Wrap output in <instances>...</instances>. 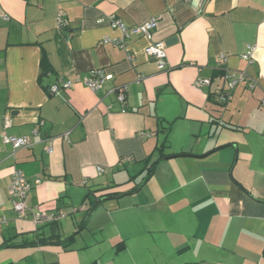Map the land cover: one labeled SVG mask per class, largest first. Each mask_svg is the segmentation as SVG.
<instances>
[{"label": "crops", "instance_id": "crops-1", "mask_svg": "<svg viewBox=\"0 0 264 264\" xmlns=\"http://www.w3.org/2000/svg\"><path fill=\"white\" fill-rule=\"evenodd\" d=\"M111 17L155 20L166 69ZM96 69L112 77L102 90L51 92ZM226 72L256 87L224 101ZM4 133L32 146L14 151ZM18 169L30 213L65 218L15 213ZM0 217V264H264V0H0Z\"/></svg>", "mask_w": 264, "mask_h": 264}, {"label": "built area", "instance_id": "built-area-1", "mask_svg": "<svg viewBox=\"0 0 264 264\" xmlns=\"http://www.w3.org/2000/svg\"><path fill=\"white\" fill-rule=\"evenodd\" d=\"M185 2H190L191 0H184ZM111 26L114 29H118L121 31L124 40L131 39L134 36H140L149 41V45L146 48V53L156 62L159 70H165L167 67V49L164 43L154 42L153 34L156 29V21L151 20L145 24L128 27L121 20L116 19L115 17L109 18ZM57 24L59 28H64L67 26V22L62 13H59L57 16ZM105 44H111L115 47H119L121 49H125V44L118 40H110L104 39ZM255 51V47L250 46L247 52L243 55V58L247 61H251L253 57V53ZM226 57L222 56L219 65L221 69H224L226 64ZM111 75L107 74L103 69H96L91 72L90 76L79 78L77 77L74 80H61L58 84L51 87L52 93H58L61 89H68L73 86L75 82L82 83L87 86L94 92H98L103 89L105 83L110 80ZM225 81L229 88V92H226L222 95V99L224 101H229L232 99L231 91L234 90L238 85L243 82H247L249 88L254 89L256 84L252 81V79L244 72L239 73H228L225 74ZM211 81L209 79L206 80H198L195 85L197 87H202L204 85H210ZM118 100L121 103L126 102V88H121L118 92ZM12 123L10 119L6 118L4 121V129L7 130L11 127ZM43 125V123H41ZM33 137H38L41 140H47V134L41 131L40 128H35L31 132ZM3 143L12 147L14 151L28 148L32 146V141L30 137L22 136H11L7 133L3 134ZM49 153H53V149L50 147L48 149ZM100 171H103L100 169ZM37 183H40V180H37ZM32 189V185L26 175L22 170H15L10 185L8 189V193L10 199L12 201L13 210L15 213L21 217L25 218L29 214H32L33 220L37 225H47L53 224L61 221L65 218V214L62 213H54V212H41V211H32L28 208L26 203L29 192ZM8 219L6 217H0V226L7 224Z\"/></svg>", "mask_w": 264, "mask_h": 264}, {"label": "trees", "instance_id": "trees-1", "mask_svg": "<svg viewBox=\"0 0 264 264\" xmlns=\"http://www.w3.org/2000/svg\"><path fill=\"white\" fill-rule=\"evenodd\" d=\"M226 92H224V94H225ZM163 146L161 147V151L163 150ZM112 195V193H103L102 195H100V198H102V197H105V196H111Z\"/></svg>", "mask_w": 264, "mask_h": 264}, {"label": "water", "instance_id": "water-1", "mask_svg": "<svg viewBox=\"0 0 264 264\" xmlns=\"http://www.w3.org/2000/svg\"><path fill=\"white\" fill-rule=\"evenodd\" d=\"M175 40H176V39H175V38H173V39H171V40H170V42H173V41H175Z\"/></svg>", "mask_w": 264, "mask_h": 264}]
</instances>
